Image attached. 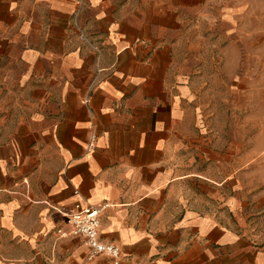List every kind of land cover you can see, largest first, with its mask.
Listing matches in <instances>:
<instances>
[{
  "label": "crops",
  "instance_id": "1",
  "mask_svg": "<svg viewBox=\"0 0 264 264\" xmlns=\"http://www.w3.org/2000/svg\"><path fill=\"white\" fill-rule=\"evenodd\" d=\"M210 2L0 0V264H224L264 240V153L230 107L202 113L175 53ZM252 9H221L229 39L203 50L204 72L253 76ZM76 200L108 203L117 263L56 232Z\"/></svg>",
  "mask_w": 264,
  "mask_h": 264
},
{
  "label": "rangeland",
  "instance_id": "2",
  "mask_svg": "<svg viewBox=\"0 0 264 264\" xmlns=\"http://www.w3.org/2000/svg\"><path fill=\"white\" fill-rule=\"evenodd\" d=\"M252 3L253 16L249 19L254 26L260 28L262 25V0H248ZM229 0H211L207 5L205 16L197 20L193 17L190 23V29L184 33L181 41L175 48V53L180 59L190 63L191 81L197 92L195 101L202 103L205 116L211 117L215 112L213 103H221V107L231 108V114L234 129H237L239 135H254L255 153H264V57L261 52H255L253 62H246L244 56L241 69L245 70L246 64L253 66L252 77H226L224 61L221 62L222 70L213 71V66L203 71L202 53L205 48L213 49L214 39L222 38V44L229 39L227 19L221 15L223 9ZM255 31L258 30L255 29ZM255 32V43L260 40V34ZM260 42V41H259ZM259 49L258 46H255ZM218 63V61H216ZM206 74V75H205ZM214 75V76H213ZM229 113V110H227ZM257 230V232H259ZM253 246L251 247V245ZM250 245V246H249ZM248 247L238 249V254H232L224 264H264L257 258V251L264 249V240L262 242L255 239L250 242ZM48 256V255H47ZM91 260L85 257L84 261ZM84 264L83 260L81 263Z\"/></svg>",
  "mask_w": 264,
  "mask_h": 264
},
{
  "label": "built area",
  "instance_id": "3",
  "mask_svg": "<svg viewBox=\"0 0 264 264\" xmlns=\"http://www.w3.org/2000/svg\"><path fill=\"white\" fill-rule=\"evenodd\" d=\"M94 134L88 141V148L93 146ZM108 205L107 202L98 204L83 203L76 200L70 207L63 210L67 228L57 227L56 232L60 236L79 235L88 247L87 258L104 253L109 255L114 263L120 258L118 245L111 241H103L99 237V214Z\"/></svg>",
  "mask_w": 264,
  "mask_h": 264
}]
</instances>
